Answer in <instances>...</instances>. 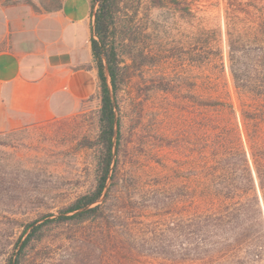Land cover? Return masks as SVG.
Here are the masks:
<instances>
[{"label": "rangeland", "instance_id": "rangeland-1", "mask_svg": "<svg viewBox=\"0 0 264 264\" xmlns=\"http://www.w3.org/2000/svg\"><path fill=\"white\" fill-rule=\"evenodd\" d=\"M231 1L121 0L114 40L125 70L116 99L123 146L105 217L53 226L26 250L23 264H172L167 247L174 245L177 257L180 243L166 230L180 217L181 205L178 214L172 205L178 192L170 197L155 191L170 182L179 187L193 155L189 141L197 113L190 95L201 77L202 47L223 54L231 82L229 38H245L251 27L244 13L229 15ZM63 2L0 0V51L14 49L34 29L37 37H48ZM162 82L172 90L161 88ZM99 109L98 92L86 100L60 96L39 122L26 124L0 111V264H10L27 225L59 216L94 188Z\"/></svg>", "mask_w": 264, "mask_h": 264}, {"label": "trees", "instance_id": "trees-1", "mask_svg": "<svg viewBox=\"0 0 264 264\" xmlns=\"http://www.w3.org/2000/svg\"><path fill=\"white\" fill-rule=\"evenodd\" d=\"M90 1L91 47L100 100L96 143L101 155L96 183L61 209L59 216L27 225L28 234L10 264H23L26 250L42 241L53 226H81L104 218L115 187L123 146L116 99L125 70L114 40L121 0ZM260 2L232 0L228 5L229 15L236 18L244 13L251 24L247 37L229 38L230 83L220 51L202 47L197 55L202 73L197 91L190 95L197 113L193 143L189 141L193 155L186 161L179 187L170 182L163 192L155 191L170 197L178 192L172 205L175 214L181 205L180 217L166 230L172 241L180 243L177 257L174 245L167 247L172 264L264 261V4Z\"/></svg>", "mask_w": 264, "mask_h": 264}, {"label": "crops", "instance_id": "crops-1", "mask_svg": "<svg viewBox=\"0 0 264 264\" xmlns=\"http://www.w3.org/2000/svg\"><path fill=\"white\" fill-rule=\"evenodd\" d=\"M90 0H64L48 37L37 29L0 51V111L26 124L51 115L61 96L86 100L99 92L93 59Z\"/></svg>", "mask_w": 264, "mask_h": 264}]
</instances>
